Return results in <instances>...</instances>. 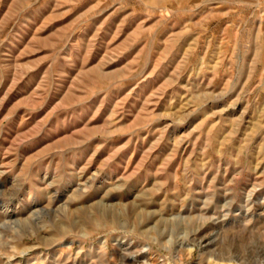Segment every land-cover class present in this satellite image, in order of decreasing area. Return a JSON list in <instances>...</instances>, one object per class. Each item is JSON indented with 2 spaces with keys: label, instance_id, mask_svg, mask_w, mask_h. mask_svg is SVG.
Returning a JSON list of instances; mask_svg holds the SVG:
<instances>
[{
  "label": "rangeland",
  "instance_id": "obj_1",
  "mask_svg": "<svg viewBox=\"0 0 264 264\" xmlns=\"http://www.w3.org/2000/svg\"><path fill=\"white\" fill-rule=\"evenodd\" d=\"M132 251L264 264V0H0V264Z\"/></svg>",
  "mask_w": 264,
  "mask_h": 264
},
{
  "label": "bare ground",
  "instance_id": "obj_2",
  "mask_svg": "<svg viewBox=\"0 0 264 264\" xmlns=\"http://www.w3.org/2000/svg\"><path fill=\"white\" fill-rule=\"evenodd\" d=\"M48 184V183H47ZM9 218V217H8ZM208 225V224H207ZM214 240V239H213ZM180 246V245H179ZM207 246V245H206ZM145 248V247H144ZM143 247L141 248V251L140 252H137V253H144V251H146L147 248L144 249ZM148 250V249H147ZM203 250V249H202ZM201 250V251H202ZM136 252H130L129 253V256L131 257L130 259H132V262L133 264H151L150 261H149V258L146 259V257L143 255V256H138ZM148 252V251H147ZM203 252V251H202ZM205 252V251H204ZM181 253V252H180ZM158 257V256H157ZM139 258H142L143 261L142 262H136L137 259ZM129 259V258H128ZM136 259V260H135ZM214 259L215 261L218 263V264H233V263H238V264H242V261H234V257H224V256H217V255H214ZM157 260V259H156ZM141 261V260H140ZM123 264V263H122ZM131 264V263H130Z\"/></svg>",
  "mask_w": 264,
  "mask_h": 264
}]
</instances>
